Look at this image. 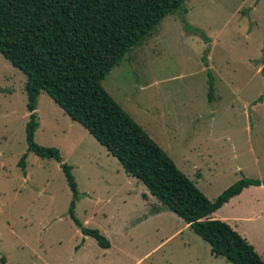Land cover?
Listing matches in <instances>:
<instances>
[{"label":"rangeland","instance_id":"374dc122","mask_svg":"<svg viewBox=\"0 0 264 264\" xmlns=\"http://www.w3.org/2000/svg\"><path fill=\"white\" fill-rule=\"evenodd\" d=\"M183 7L101 85L213 200L242 177L264 180V0H187ZM24 80L0 54V264H227L175 214L155 215L159 202L144 201L145 187L40 93L33 141L58 150L76 186L74 218L109 246L82 235L68 215L72 196L59 163L26 151ZM214 218L264 261L263 186L248 187Z\"/></svg>","mask_w":264,"mask_h":264},{"label":"trees","instance_id":"16d2710c","mask_svg":"<svg viewBox=\"0 0 264 264\" xmlns=\"http://www.w3.org/2000/svg\"><path fill=\"white\" fill-rule=\"evenodd\" d=\"M185 1L0 0V54L25 77L26 151L59 163L72 196L69 217L82 235L108 248V241L97 230L81 227L73 216L77 191L70 167L57 149L33 141L38 126L36 99L45 93L117 160L126 175L145 187L161 210L175 214L201 238L213 256L227 264H264L245 238L224 221L210 218L243 189L264 187V180L242 177L208 200L101 85L109 71L149 37L165 16L185 13ZM207 78L210 95L209 70ZM25 157L17 164L22 170Z\"/></svg>","mask_w":264,"mask_h":264},{"label":"crops","instance_id":"0c3cea01","mask_svg":"<svg viewBox=\"0 0 264 264\" xmlns=\"http://www.w3.org/2000/svg\"><path fill=\"white\" fill-rule=\"evenodd\" d=\"M199 156L201 157V154L199 153ZM251 187V186H250ZM246 189H248V188H245V189H243L240 193H239V195H237V196H235V197H238V196H240L241 194H243L244 193V191H246ZM143 195H144V201L146 202V201H148L149 199H151V198H153V197H151L148 193H143ZM235 197H233V198H235ZM233 198H231V199H233ZM230 199V200H231ZM157 212L156 213H154L155 215H157V214H160L163 210H161L160 209V205H159V207L157 208ZM215 213V212H214ZM214 213H212L211 215H210V218H212V219H215L214 218ZM147 217V216H146Z\"/></svg>","mask_w":264,"mask_h":264}]
</instances>
